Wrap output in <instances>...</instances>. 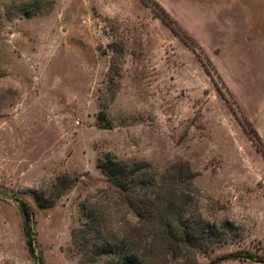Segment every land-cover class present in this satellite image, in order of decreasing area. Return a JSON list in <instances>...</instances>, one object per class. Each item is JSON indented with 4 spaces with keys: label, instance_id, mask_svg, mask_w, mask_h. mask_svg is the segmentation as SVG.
Here are the masks:
<instances>
[{
    "label": "rangeland",
    "instance_id": "1",
    "mask_svg": "<svg viewBox=\"0 0 264 264\" xmlns=\"http://www.w3.org/2000/svg\"><path fill=\"white\" fill-rule=\"evenodd\" d=\"M17 200L42 264L264 259V0H0V264H37Z\"/></svg>",
    "mask_w": 264,
    "mask_h": 264
},
{
    "label": "trees",
    "instance_id": "2",
    "mask_svg": "<svg viewBox=\"0 0 264 264\" xmlns=\"http://www.w3.org/2000/svg\"><path fill=\"white\" fill-rule=\"evenodd\" d=\"M104 113H100V119L102 120ZM251 140L253 144L259 143L260 137L257 133L251 134ZM102 171L107 178L112 181V184L122 191H127L135 187V184L138 185V182H135L134 179H130L128 174L129 170L127 166L123 165L121 162L114 161L109 154H106L104 157V162L102 164ZM130 179V180H128ZM19 201V206L23 216V233L25 236L26 246L29 254L33 257L37 264H42L38 258L35 257L34 251V234L32 232L31 222L33 212L31 210L30 205L25 201ZM172 207L169 206V209ZM136 249H130L126 254L119 257V260L115 264H142L139 260L138 254L136 253ZM226 260H250L254 263L264 264V259L254 256L249 253H235L229 254L223 257L216 259L215 261L210 262L209 264H220ZM110 264H114L111 262Z\"/></svg>",
    "mask_w": 264,
    "mask_h": 264
},
{
    "label": "crops",
    "instance_id": "3",
    "mask_svg": "<svg viewBox=\"0 0 264 264\" xmlns=\"http://www.w3.org/2000/svg\"><path fill=\"white\" fill-rule=\"evenodd\" d=\"M228 261H231V260H228ZM223 262H225V261H223ZM223 262H221V263H223ZM221 263H220V264H221ZM241 264H245V263H241ZM257 264H260V263H257Z\"/></svg>",
    "mask_w": 264,
    "mask_h": 264
}]
</instances>
